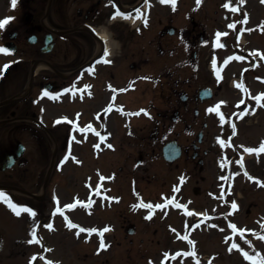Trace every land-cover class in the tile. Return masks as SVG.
I'll list each match as a JSON object with an SVG mask.
<instances>
[{
    "label": "flooded vegetation",
    "instance_id": "af4514ba",
    "mask_svg": "<svg viewBox=\"0 0 264 264\" xmlns=\"http://www.w3.org/2000/svg\"><path fill=\"white\" fill-rule=\"evenodd\" d=\"M56 1V6L58 7H64L65 2L68 3H77L78 6L71 10V11H63L61 14V17L63 18L64 14L71 15V19L67 20L68 22L80 24L83 27H86L87 24H96L101 25L104 24V27L109 31V33H112L113 40L114 41H120L123 45L128 43V40L125 39V33H128L131 35V38L134 39L135 37V30L131 28L129 23H114L113 16L114 14L120 9L122 6L124 8V12L127 8L134 5V3L137 0H53V2ZM28 7H35L36 9H32L34 11L33 18L31 20V24L29 26L22 25L21 23H18L14 26V30L17 33H20L18 35L19 38H21L22 33H26L27 31H35L38 34V43H41L39 46H36L34 49L35 54H40L39 49L43 46L44 41V34L45 31L42 29L40 22L42 21L43 17V8L45 7L48 0H25ZM59 2V3H58ZM63 3V4H60ZM31 4V5H30ZM68 6V4L66 3ZM168 9H174L171 5H165ZM176 8V6H175ZM128 13L134 14V10L127 11ZM36 14H39V19L36 20ZM35 18V19H34ZM159 23L161 24V29L156 31V34L153 38H148V30H143L139 28L138 34H137V41L139 42V46L137 48V53L134 51L133 48L129 51V59L133 60L135 55L138 54L141 56V59L148 60L150 56L155 54H165L167 50V40L172 41V44L169 45V48H175L177 46V37L170 40L167 39L168 37L175 36L178 34V30H176V33L174 35H169L167 33L168 30V24L164 22L163 18L159 19ZM112 24V25H111ZM156 28V27H155ZM154 28V29H155ZM193 32V36H197L198 31H195V28L191 30ZM42 37V38H40ZM81 40L83 41L82 47V55H83V63H86L89 61L93 55L97 54V42L94 41L93 37L88 33L87 29H85L80 34ZM179 39L182 38V34L180 33L178 36ZM167 39V40H166ZM43 40V41H42ZM37 43V44H38ZM40 56V55H39ZM39 56L33 57L37 58ZM51 61V60H50ZM28 67L30 64L27 65ZM125 70V68H124ZM134 72V67H132L130 70L125 71L127 74H131ZM86 74V73H85ZM125 74V73H124ZM29 73L26 74L27 77ZM97 79L95 81L97 82V85L92 88V93L90 95H86L85 97L88 98V101L91 102V95L95 96V101L97 103H101L102 95H101V87L100 85L103 82H115L111 83L112 93L109 96V103L108 105L114 106V100L119 94V89L116 88V83L119 81V77L116 76L112 72H108V69H104L103 67H98V72L96 73ZM58 75L54 72L50 71H42L37 74V76L34 78V86L32 89V92L37 90H42L44 87H46V84L51 81L53 84L57 85L58 87H64L68 85L67 82H69V79H62L61 82L58 81ZM28 79V78H27ZM27 83L25 79L24 85ZM88 83V78L85 75H82L80 85L84 86ZM129 80L126 82V86L123 90H125L126 94L128 95L129 91ZM87 86L84 87V93L88 92ZM85 99V98H84ZM24 102H35L34 98L31 97V100H26ZM22 107H25L22 117L20 121V125L18 127H22L24 125V122L29 121L31 123L24 125L26 129L33 128L34 131H30L32 133V136L34 138V147L32 149H26L24 150V153L18 156L16 154L17 146L19 141H21V138L17 136H12L14 133L8 132L3 133L0 132V170H2L4 160L8 155H15V164L9 168L8 173L5 175L6 178L0 179V184L15 186V187H29L32 190L33 195H25L21 196L20 193L10 190L8 192V195L6 197H10L11 201L18 205H26L29 208H32L36 211V216L33 217L32 214L30 216V220H25V224L27 227L31 228V232L34 229V222H35V230L38 231L39 229V222L43 220V217L45 216L46 212L45 210L48 208L46 204L43 202H40V197L37 196L38 190L37 187L41 181L40 175L42 172L49 169L52 161H53V155H54V145L55 142L59 146V143L63 145V147H66L68 139L70 137V131L69 128H65L64 126H61L58 122L56 125V122H50L48 119L43 120L39 115L38 112L32 109V105L29 104H21ZM91 106V105H90ZM29 107V108H28ZM29 116H32L35 118L29 119ZM42 121L47 123V130L44 129L42 126ZM49 129V130H48ZM3 138H7V140H4ZM47 199V196L42 198V200ZM50 208V207H49ZM24 224V225H25ZM28 229V228H27ZM37 240H32V245H36ZM28 248L25 249L27 251ZM0 263H2V258L0 257Z\"/></svg>",
    "mask_w": 264,
    "mask_h": 264
},
{
    "label": "rangeland",
    "instance_id": "374dc122",
    "mask_svg": "<svg viewBox=\"0 0 264 264\" xmlns=\"http://www.w3.org/2000/svg\"><path fill=\"white\" fill-rule=\"evenodd\" d=\"M11 4H12V0H0V19L4 18L5 15L7 16L9 14V11H10L9 6H11ZM261 13H263V15H264L263 4L261 6ZM2 59H4V58H1V56H0V60H2ZM169 65L170 64H168L167 67ZM155 102H157V101L155 100ZM78 105H79V103H77V106ZM167 106H168L167 102H163L161 100H158V107L159 108H163V107H167ZM71 108H73V106H71ZM144 123H145L144 121H141V124H144ZM137 138H138V136L135 134L134 137H131L130 139H133L132 141L138 143L139 140ZM116 141L118 144V146H117L118 149L110 150L111 152H109V154H110L109 160L112 162H111V165H109L110 163H108L107 166L104 167L105 168L104 173L112 174V173L117 172L116 175L118 178H117V180L115 179V183H118V186H117L118 191L117 192H123L124 191V189L122 191L119 189L121 188V185H124L128 182L129 176L134 177V182H138V184L143 183V182L144 183L147 182V181H145L147 179L143 180L141 178L142 174L148 175L149 178H151V179L154 178V176L156 178H159V179L164 177L165 173L161 170V168L162 169H164V168L160 166L163 164V162H162L160 157L159 158L151 157V156L148 157L149 170L147 172H145V169H141L140 171H134L132 169V171H131L132 166H130V164H132V162L125 159L126 158L125 156L127 153L131 152L129 150H132V152H134V154L138 153L137 148L134 149V146L130 144L129 150L126 148L124 149L123 145L121 146L120 140H116ZM75 144H78V142H76ZM92 152H93V148L89 147L87 144L84 147H79V144H78V146H76L74 148V151H72V153L74 154L75 160L73 161V158H72L71 162H74V163L70 164V167H68V169L64 170L63 172L57 171V172H49L48 173L50 175V177L52 176L51 177L52 184H53V180L56 181V184L53 186L55 195H59L61 198H63V196H64L63 200L67 201V200L71 199L72 193H74L76 190L77 191L82 190V191H84V193L88 192V188L82 187L83 186L82 180L84 179V177L86 175V172H87L86 170L87 169L90 170V167L86 166L85 169L81 168V167H79L80 163L78 164L77 162L80 161L79 157H81L82 155H85V157H90V162H92L93 166L97 165L98 161L93 159L94 157L92 155ZM88 161H89V159H88ZM134 161H135V159H134ZM86 162H87V159L85 158V163ZM123 164H127V165H125V167H123V169H121L120 167ZM90 166H92V165H90ZM109 167H113V169H112L113 171H111V168H109ZM225 167L226 166L222 167L219 170L214 171L215 182L216 181H219V182L225 181V178H226V176H224ZM164 170H167V169H164ZM237 170L238 169L236 166L233 170L235 172V174H238ZM218 172H219L220 178L217 176ZM223 176H224V179H223ZM70 179L73 180L72 185H73V188H75V189L71 190L72 193H70V191L67 187L70 185L69 183L67 184V181ZM174 181H176V179ZM169 183H170V180H169ZM208 184H210V186L214 187L213 184H211L210 179H209V181H206V183H204V186H207ZM193 185H194V180H192V178H190L188 183L184 187V191H182V192L188 197L193 195V190H192ZM50 187L51 186L46 187V193L47 194H49V192H50ZM38 188H39V190H42L41 186H39ZM147 189H148V187L146 186L145 187L146 193H147ZM151 190L152 189H148V195L149 196H152L154 194L153 192H151ZM263 192H264V190H263ZM126 195H127V191H126ZM130 195H131V192L129 190L127 198H128V196L131 197ZM129 199L130 198H128V200ZM136 211H138V210H136ZM136 211H132V213H131V215L134 216V219L138 225V230L140 231L136 235L135 243L139 242L141 238H144L146 240L147 244H144V246H143L144 250L139 252V253H137V249L139 247H138V245H136L135 251L133 252V255H134L133 258L132 257L130 258L129 255H127L128 248H129V246L131 247V245L129 243V240L125 239L126 233H125V230L122 228V225H121L123 222L124 223H126V222L124 219H122V217L119 216L120 212L127 213V208H126V205L124 206V204H122V205L118 204L117 207L114 208V213H111L112 211H110L109 214H106L105 212H100V216H103V217H101L100 219H97L100 223L106 222V223H113L115 225H118L117 231H115L114 233L109 235V239H106V241H103V244L107 243L109 247H107V248L105 247L103 249H100V250H97L94 252L93 251V249H94L93 245H96L95 243L93 245H92V243H87L85 246L84 244L80 243V241H78V242L73 241L72 238H69V240L65 239V242H66L65 247L67 246V250L69 253L74 252L72 248H74L75 251L81 250L80 252H83V255H84V260H83L84 263L83 264H146L147 258L143 257L142 255H143V253H147L148 255L151 254L152 250H150V248L153 249V247L151 246L150 242H154L152 240L157 239L159 237V235L154 236L152 234V228L154 226H156V227L160 226V223L159 224L153 223L152 227L150 229V232L146 231L145 223L143 221H141L142 219L139 218L140 215L135 214ZM116 214L118 215L117 219L115 217ZM138 214L143 215V212L138 211ZM9 216H10V214L6 213L2 216L1 220H5ZM79 217L82 219L80 214H79V216H77V218H79ZM220 219H222L221 216H220ZM97 220H95V222H98ZM8 223H9V221H8ZM92 223H93V221H92ZM216 223H217L216 227L223 225V222L220 223L219 220H216ZM140 229H143V230H140ZM13 231L15 233L16 230H13ZM149 234L152 236H150ZM99 238H101V236H99ZM120 240L123 241L122 246L119 245ZM98 243H99V241H98ZM70 244H72V245H70ZM76 244H77V246L75 247ZM109 244H111V246ZM217 244L218 243L216 241L215 247L217 246ZM19 248L20 247L18 246V249ZM27 257H28V255H23L22 253L18 254V258L21 260V262H22V260L25 261ZM252 260L249 261L250 264L252 263ZM76 261L78 262L77 259H76ZM240 264H244V263L240 262Z\"/></svg>",
    "mask_w": 264,
    "mask_h": 264
},
{
    "label": "snow or ice",
    "instance_id": "6c2138e0",
    "mask_svg": "<svg viewBox=\"0 0 264 264\" xmlns=\"http://www.w3.org/2000/svg\"><path fill=\"white\" fill-rule=\"evenodd\" d=\"M16 2H17V0H12V6L13 7H15L16 6ZM164 2H171V4L173 5V8H175V5H176V0H164ZM239 2L240 3H243V0H239ZM197 3L199 4V3H201V0H197ZM225 7H232V0H228V3H226L225 4ZM238 10V9H237ZM137 14L138 15H143V13H141L140 12V10L138 9L137 10ZM115 15H123V16H125V18H128V16L130 15V14H126V13H120L119 11L116 13V14H114V16H113V19L115 18ZM12 19V17H6L5 19H3V20H0V27H3V26H5L10 20ZM147 20L145 19V21H144V23L145 24H147ZM230 27H235V24H232V25H230ZM222 35H226V33H220V32H218L217 33V44H219V37L220 36H222ZM11 50L9 49V48H7V47H3V46H0V52H3V53H9ZM262 54H264V53H262ZM108 55V53L107 52H105V56H107ZM229 59H231V58H229ZM241 59H243V57H241ZM105 62H111V61H107V60H105ZM215 63V62H214ZM225 63H227V61H225ZM5 69L8 67V65L6 64L5 66ZM219 74H220V69L219 68H217V75L219 76ZM110 87H111V85H109ZM49 95H54V94H52V93H48ZM262 96H264V94H261ZM255 99L257 100V101H259L260 100V96H257V97H255ZM110 107L111 106H109V109H110ZM213 109H209V111H212ZM141 111H146L145 109H141ZM216 111H219V108L217 107L216 108ZM63 119H65V120H67L68 118L67 117H64ZM221 120L223 121V114H221ZM235 127H236V125L235 124H232V128L233 129H235ZM82 131H83V129H81ZM109 135H111L110 133H109ZM101 139H103V137H101ZM230 142V141H229ZM225 142L223 141V140H221V144H224ZM96 147H99V145H96ZM109 147H113L112 145H109ZM248 151L249 152H257V153H259L260 151H264V144H261V146L259 147V148H248ZM69 155H71V152H69ZM68 157H65V159H67ZM241 163H243V161L241 160ZM183 177H181V180L183 181ZM252 179H256L255 177H252ZM261 183H264V181H262ZM91 186V185H90ZM0 198H5L6 199V202H8L9 203V206L10 207H12L13 208V210L14 211H16L17 212V214L19 215L20 213H19V210L21 209V208H23V209H25L26 211H28V212H30L31 214H32V216L33 217H35L36 216V211L34 210V209H32V208H28L26 205H18V204H15L14 202H12L11 201V198L10 197H6V195L5 194H3V193H0ZM109 199H119L118 197H109ZM58 203H59V201H57ZM141 203H143V201H141ZM145 207H149V208H151V207H155V208H161V207H163V205H160V204H156V205H152V204H145L144 205ZM179 206V205H178ZM65 207H73V205H71V204H69V205H65ZM232 207H233V209H235L236 207H238V205L236 204V202H232ZM61 209L58 207L57 209H56V211L57 212H59ZM149 218H151V216H149ZM68 223H69V226H76V225H73L72 224V222H71V220H69L68 221ZM35 227H36V225H35V222H34V229H33V231H32V236H33V238L34 239H37L38 237H37V232L35 231ZM47 227H49V228H52L53 227V225L52 224H48L47 225ZM76 227H78V226H76ZM231 227L233 228V229H236L237 231H241L240 229H237V225L236 224H234V223H232L231 224ZM107 229H105V231H106ZM87 231H90V232H96V231H98V229H96V228H91V229H87ZM101 237H103V231H101ZM77 235H79V233H77ZM186 239H187V237H185ZM31 242V241H30ZM190 243L194 246L195 245V241H190ZM234 247H239V245H233ZM101 247L103 248V247H106V245H104L103 243L101 244ZM231 250V249H230ZM193 255H195V252L193 251V253H192ZM244 255L249 259V260H252L253 259V257L251 256V255H249V253L248 252H244ZM48 264H52V261H49L48 262ZM57 264H58V262H57ZM261 264H264V260H262L261 261Z\"/></svg>",
    "mask_w": 264,
    "mask_h": 264
}]
</instances>
